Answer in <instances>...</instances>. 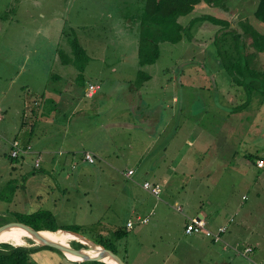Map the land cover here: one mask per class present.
<instances>
[{
    "label": "rangeland",
    "instance_id": "rangeland-1",
    "mask_svg": "<svg viewBox=\"0 0 264 264\" xmlns=\"http://www.w3.org/2000/svg\"><path fill=\"white\" fill-rule=\"evenodd\" d=\"M257 2L197 4L178 20L187 24L208 13L231 26L196 23L181 40L161 42L157 60L140 66L142 0H0V227L48 209L56 226H77L73 232L112 243L124 264H264V179L245 168L249 159H238L264 155V94L255 88L247 95L216 51L221 33L241 30L246 19L264 32V22L253 14ZM74 39L88 57L82 70L73 64ZM257 60L264 64V52ZM97 83L88 97L85 89ZM72 84L78 95L71 93ZM71 94V101L59 98ZM33 97L41 103L30 132L32 117L23 108L34 105ZM140 108H161L169 119L155 121L150 132L141 125ZM14 138L34 146L38 140L50 150L36 149L39 168L31 154L10 158ZM68 148L92 151L95 163L81 162L76 153L72 169L58 154ZM155 171L172 179L162 186L160 200L143 187L146 180L158 181ZM195 210L210 225L232 218L226 248L184 233ZM144 217L148 222H141ZM71 239V246L79 242ZM236 241L257 249L242 256L234 250ZM29 243L39 258L53 253L67 260L62 252Z\"/></svg>",
    "mask_w": 264,
    "mask_h": 264
},
{
    "label": "trees",
    "instance_id": "trees-1",
    "mask_svg": "<svg viewBox=\"0 0 264 264\" xmlns=\"http://www.w3.org/2000/svg\"><path fill=\"white\" fill-rule=\"evenodd\" d=\"M205 3L209 6L222 8L225 0H142L141 13L138 15L139 23V48L138 63L140 66L154 63L159 56L160 43L165 41H179L184 37L185 31H189L196 23L209 21L215 25H221L224 28L231 26V22L224 18H218L212 14H198L189 18L187 24L178 20L180 15L187 14L194 10L195 6ZM254 16L264 22V0H258L253 11ZM241 30H225L219 38L217 55L220 57L222 67L229 75L231 80L238 86H243L246 94L249 95L253 90L258 89L264 94V64L257 60L259 54L264 52V32L255 27L248 19L240 22ZM189 36H192L189 34ZM223 36V37H222ZM217 41V40H216ZM73 55V64L78 69H83V64L87 62L88 57L85 51L78 44L77 39L71 42ZM246 46L249 49H246ZM251 46L254 49L251 50ZM64 61H70L64 57ZM72 61V60H71ZM248 102V101H247ZM245 157L255 159L256 155L250 153ZM11 158V157H10ZM24 215L22 219L18 216L16 221L30 224L37 230H70L79 231L77 226H56L54 215L47 209H37ZM81 232V231H80ZM123 234L118 230L116 237ZM116 253L112 243L100 240H94ZM73 247L79 248L83 245L80 242H73ZM58 251L54 248L43 246ZM36 246L31 245H12L10 243H0V264H39L30 252L36 250ZM117 254V253H116ZM81 264H108L105 261H84Z\"/></svg>",
    "mask_w": 264,
    "mask_h": 264
},
{
    "label": "crops",
    "instance_id": "crops-1",
    "mask_svg": "<svg viewBox=\"0 0 264 264\" xmlns=\"http://www.w3.org/2000/svg\"><path fill=\"white\" fill-rule=\"evenodd\" d=\"M99 88V87H98ZM97 88V89H98ZM71 93L72 94H74V95H78V93H77V90H76V87L74 86V84H72V86H71ZM87 88L85 89V94L87 95ZM96 92H97V90H96ZM96 92H94L93 94H91V95H87L88 97H92ZM72 94L70 95V98L68 97V98H63L62 96H60L59 95V98H62V100L63 101H66V100H68V101H71V98H72ZM34 99H33V101L32 102H34V105L33 106H31L29 109L28 108H23V111H24V115H28V116H30V117H32V121H31V125H30V127H29V131L31 132V130L33 129V125L35 124V120H37L38 119V116L36 117V118H33V116L35 115V114H37V110H40V106H38L37 108H36V105H39L40 103H41V101H40V103H35V101L34 100H38V99H36V97H33ZM66 99V100H65ZM137 109V108H136ZM138 110H141L140 111V113H139V120L142 122L141 123V125L144 127V128H146V129H149L150 130V132H154L155 130H152V128H154V122L155 121H160L159 122V124L161 123L162 124V122H166V121H168V119H169V116H168V114H163V112H162V109L161 108H153V109H146V108H144L143 110H142V108H140V109H138ZM1 112V111H0ZM0 116H1V113H0ZM152 126V127H151ZM37 141L38 140H36L35 141V145L36 146H34L33 145V143L32 142H30V140L29 139H26L23 143H21L22 145H26V144H29L30 145V148L29 149H27V150H25V151H23L24 152V154H23V156L21 157V160H23V157L25 156V154H31L32 156H33V158H34V166H37L38 168L40 167V161H41V159H40V157H41V154H40V152H39V150H36V149H40V150H46V151H43L44 152V154H46L45 152H48V151H50L46 146H42L41 144H39V143H37ZM20 142V141H19ZM10 145V144H9ZM35 148H34V147ZM91 150H94V152H97L98 153V151H100L99 149L97 150V148H95V149H91ZM75 150H73V149H71V148H68V149H65V150H63V151H58L59 153L58 154H60V155H62V158H63V163L64 164H70L69 166L73 169L74 168V163H72L73 162V158H74V156H75V154L76 153H79V155H80V158H79V160L81 161V162H83V163H91V164H93V163H95V161H96V159H95V155L92 153V151H88V150H82V151H80V152H74ZM23 152H21V153H23ZM85 152H90L92 155H94V161L93 162H88V161H85L84 159H83V154L85 153ZM56 155H57V153H56ZM255 155H256V158L255 159H251V158H249V160H250V162L248 163V164H246V163H244V166H245V168H247L248 170H252V169H254L253 171H255L256 172V170H257V172L259 173V172H261L262 174L261 175H263V179H264V166H258L257 164H256V159L257 158H264V155H261V154H259V153H255ZM97 156V155H96ZM245 156H239V158L238 159H240V160H242L243 158H244ZM17 158V157H16ZM36 158H38L39 159V163H38V165H35V159ZM61 158V159H62ZM100 158V157H99ZM247 158V157H246ZM248 159V158H247ZM49 160H50V162H52V163H55L56 162V160H55V156H49ZM129 170V169H128ZM217 171V170H216ZM194 173H196V174H199V175H206V176H209V175H211V174H213L214 172H211V170L210 171H203V170H201V171H197V170H195V171H193ZM134 173V172H133ZM155 173L157 174V175H159V177L157 178V182H150V183H152V184H159L160 186H161V188H162V186L164 185V186H166V184L167 185H169L170 183H171V181H172V179L169 177V176H166V174H164V173H159V172H157V171H155ZM79 176H81V175H83V173L80 171V172H78L77 173ZM191 174H193V173H191ZM260 175V174H259ZM205 177V176H204ZM204 177H200L199 179H196L195 180V182L194 183H196L197 185H200V182L202 181V180H204V179H206V177L204 178ZM254 179H256V177H254ZM148 180H146L145 182H147ZM144 182V183H145ZM149 182V181H148ZM248 183H250V182H248ZM197 188H199V186L197 187ZM65 189L67 190V186H65ZM64 189V190H65ZM145 189V188H144ZM161 190H164V187H163V189H161ZM170 192H173V188H170ZM150 194L151 195H153L151 192H150ZM160 195H161V193H160ZM160 195L159 196H154V197H156L157 199H159L160 200ZM167 198V201H166V203H168V200H171V198H168V197H166ZM243 198L244 199H246V197L245 196H243ZM48 210V209H47ZM198 213V214H197ZM195 214V215H194ZM190 217L188 218L187 217V219L189 220V219H192V218H202L203 220H204V222H205V226H206V228H208V229H210V230H216L218 227H220V226H223V225H227V226H229L230 225V222H232V218H230V219H227L225 222H222V221H216V222H214V223H212L211 225H210V223L205 219V213L203 212V211H197V210H195L194 212H191L190 211V215H189ZM187 219L185 220V222L187 221ZM144 220H146V221H144ZM128 222V221H127ZM127 222H126V224H127ZM141 222H143V223H146V222H148V218H146V217H144V218H141ZM185 222H184V225L183 226H185ZM229 228V227H228ZM227 228V229H228ZM227 231V230H226ZM226 231L223 233V235H222V240H223V242H222V244H224V247L227 245V241L225 240V233H226ZM184 233L186 234V235H188V237L190 236L191 237V239L192 240H196V241H198V239H203L205 236L202 234V233H198V234H195V233H191V234H188L187 232H185L184 231ZM207 238V237H206ZM210 242H212L211 240H210V238H207ZM212 243H214V242H212ZM233 244V243H232ZM235 246H238V248H236V247H234V250L235 251H237L238 252V254H240V255H242V256H245V257H249V255H250V253H252V252H254L256 249H257V246H255L254 244H248V245H240V243H238V241H236L235 242V244H234ZM246 247H251L252 248V251L248 254V255H244L243 254V251H244V249L246 248ZM226 248V247H225ZM216 252V251H215ZM32 253V256L37 260V262L39 263V264H63V262H67L68 264H81V262H73V261H71V260H69L68 258H67V260H64V256H59V255H56V254H53V253H47V254H45L44 255V257H42V258H39L38 256H37V252L36 251H34V252H31ZM217 254H218V252H216ZM44 254V253H43ZM43 254H42V256H43ZM220 254H221V252L219 253V256H220ZM64 255V254H63ZM45 256H47L46 258H45ZM66 257V256H65ZM251 261H252V259H251ZM258 264H263V263H258Z\"/></svg>",
    "mask_w": 264,
    "mask_h": 264
},
{
    "label": "built area",
    "instance_id": "built-area-1",
    "mask_svg": "<svg viewBox=\"0 0 264 264\" xmlns=\"http://www.w3.org/2000/svg\"><path fill=\"white\" fill-rule=\"evenodd\" d=\"M99 87V84H90L87 87V95H91L94 92H96L97 88ZM30 148L29 144L22 145L16 138H14L12 141H10V157L16 158L20 154V152H23ZM83 159L88 162L94 161V155H92L90 152H85L83 154ZM39 159H35V165H38ZM256 164L258 166H264V158H257ZM127 177H131L133 175V170L129 169L125 172ZM143 187L151 192L154 196H159L161 193V186L159 184H152L150 182H145L143 184ZM146 221V220H144ZM127 226H131L130 222H127ZM228 226L223 225L218 227L216 230H210L206 228L205 222L202 218H192L189 219V222H187L184 226V231L188 234L195 233L200 234L202 233L204 236L210 238L211 241L214 243L217 242H223L222 235L227 230ZM252 251L251 247H246L243 251L244 255H248Z\"/></svg>",
    "mask_w": 264,
    "mask_h": 264
},
{
    "label": "water",
    "instance_id": "water-1",
    "mask_svg": "<svg viewBox=\"0 0 264 264\" xmlns=\"http://www.w3.org/2000/svg\"><path fill=\"white\" fill-rule=\"evenodd\" d=\"M12 226L19 227V228L23 229L24 231H26L30 235L31 238H33V239L36 238V240L38 241L40 246L51 247V248L58 250L59 252H62L69 260H71L73 262H84V261H92V260L101 261V260H103L106 263L111 264L106 259H104V258H109V259H112V261L115 262L116 264H124V261L121 260L117 256V254L113 252V250H111V249H109V248H107L101 244L99 245V244L95 243L94 241L90 240L86 236L81 235V233L78 234V233L70 231V230H63L65 232L73 233V234L83 238L88 243H90L91 246L99 247V249H97L98 254L96 256L91 255L87 251V250L93 249V248H90L89 246H84V244H82L83 245L82 247L75 248V247L71 246L69 243L64 244L61 242L45 239L40 234V232L42 230H37L36 228H33L32 226L28 225L25 222L22 223L19 221H14V222H11L9 224H5V225L0 227V231L4 230L6 228H10ZM72 254L80 256V260H75V259L70 258L69 255H72Z\"/></svg>",
    "mask_w": 264,
    "mask_h": 264
},
{
    "label": "bare ground",
    "instance_id": "bare-ground-1",
    "mask_svg": "<svg viewBox=\"0 0 264 264\" xmlns=\"http://www.w3.org/2000/svg\"><path fill=\"white\" fill-rule=\"evenodd\" d=\"M44 231H50V230H42L40 232L41 236L44 237L45 239H48V240H52V241H57V242H61V243H64V244H67L70 242L69 238H72V240H77L79 242H81L82 244H84V246H89L90 248H93V249H89L87 250L91 255H97L98 254V251L97 249H99V247H95V246H91L90 243H88L86 240H84L83 238L73 234V233H69V232H65L63 230H57V231H51V232H44ZM9 232H17L16 234H13V235H5ZM16 236H18L16 238ZM67 236L69 238H67ZM30 235L24 231L23 229L19 228V227H16V226H12L10 228H6L4 230H1L0 231V242H9L11 243L12 245H28L30 244L29 242H37L38 241L33 238L30 237V241L27 242L26 239L29 238ZM70 258L72 259H75V260H80V256H77V255H69ZM106 259L108 262H110L111 264H116L115 262L112 261V259H109V258H104Z\"/></svg>",
    "mask_w": 264,
    "mask_h": 264
}]
</instances>
